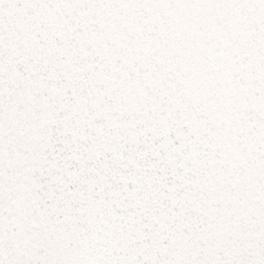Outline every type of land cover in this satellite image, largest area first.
Wrapping results in <instances>:
<instances>
[{"label":"snow or ice","instance_id":"1","mask_svg":"<svg viewBox=\"0 0 264 264\" xmlns=\"http://www.w3.org/2000/svg\"><path fill=\"white\" fill-rule=\"evenodd\" d=\"M0 264H264V0H0Z\"/></svg>","mask_w":264,"mask_h":264}]
</instances>
